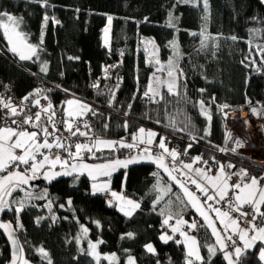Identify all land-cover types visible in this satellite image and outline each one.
<instances>
[{
  "label": "trees",
  "instance_id": "obj_1",
  "mask_svg": "<svg viewBox=\"0 0 264 264\" xmlns=\"http://www.w3.org/2000/svg\"><path fill=\"white\" fill-rule=\"evenodd\" d=\"M249 4L250 0H207L205 8V0H0V12L17 18V32L35 48L29 59L21 60L0 27V104L11 93L22 98L33 92L37 86L33 75H37L68 92L47 94L62 113L69 95L94 104L87 133L98 139L119 140L145 125L177 150V163L199 157L214 169L221 166L228 172L237 167L258 175L248 158L233 151L237 134L229 130L220 110L222 104L231 109L260 104L264 109V8L250 12ZM108 15L112 49L101 40ZM6 23L10 22L5 18ZM142 38L155 43L163 61L175 50L181 55L177 90H162L156 101L145 95L154 67L139 47ZM109 62L116 63L109 86L93 91L92 82ZM45 64L47 71L42 72ZM13 120L22 123L20 116L0 109V125L16 127ZM24 128L36 131L40 140L52 138V134L44 136L43 129L49 132L45 121ZM123 149L118 144L110 150H84L80 158L103 161L128 156ZM91 153L93 158L88 156ZM152 153L159 155L156 149ZM12 170L25 172L24 165L13 162L0 175ZM105 178L113 189H123L138 200L133 214L127 216L101 194H92L91 181L81 176L42 187L46 195L42 188L33 192L18 186L13 195L20 200L1 218L14 230L21 254L36 264H127L128 257H134L135 264H185L182 244L160 239L163 216L171 214L197 223L193 233L207 258L201 264H225L207 230L156 169L135 166ZM158 178L180 199L176 211L163 210L166 197H157ZM17 206L22 210L17 212ZM82 226L88 230V240L99 242L101 253L116 254L114 261L96 260L86 241L77 242ZM149 243L153 252L145 247ZM259 247L261 242L255 243L237 259L241 264H263ZM9 258L0 235V264H7Z\"/></svg>",
  "mask_w": 264,
  "mask_h": 264
},
{
  "label": "rangeland",
  "instance_id": "obj_2",
  "mask_svg": "<svg viewBox=\"0 0 264 264\" xmlns=\"http://www.w3.org/2000/svg\"><path fill=\"white\" fill-rule=\"evenodd\" d=\"M47 1L49 2L50 0H47ZM254 8L263 10L264 3H262L261 0H250V4H249L250 12L253 11ZM108 17H112V16L108 15ZM15 23H17V22H10V23L4 24L5 25V27H3L4 33L7 32V34L16 35L17 29L15 26ZM111 28H112V19H111V21H109V19L107 18L106 23L102 29L101 40H102V45L108 49H112L113 47H115V44L112 42L111 37H110ZM105 29H107V32L105 31ZM139 47L142 48L143 51L145 52V57H146L147 62L152 64L154 67L153 73L150 76V80H149V83H148V86L146 89L147 96H149L152 100L156 101L159 99L162 90L169 91V85L172 86L171 92H175L177 90L179 81L181 79V72H180V67H179V58L181 57L180 52L178 50H175V53L173 54V56L169 60L163 61L159 57L157 46L155 45V43L151 39L142 38L139 42ZM174 47H175V49H177L176 46H174ZM170 73H171V75H170ZM70 100L73 101L72 104L68 103V101H70ZM81 104L87 105L86 103L76 99L74 97V95H69V97L66 100L65 105H64V114H65L66 118L70 120L71 118H73L79 114H83L89 110L88 105H87L88 110H85V109L80 107ZM69 113H71L72 115L69 116ZM236 118H238L237 114L231 116L230 119L227 120L228 121L227 125L229 128L232 129L231 131L234 130L237 133V139H235L233 149H235L234 152H237L238 154H247V152H248L247 146L248 145L245 143V141L247 142V138L252 134L250 131V128L252 125V121H251L252 119L250 117H248V119H245V121H247V123L244 122L243 124H240V123H238L237 120H235ZM262 123L264 124V122H262ZM4 127H11L13 129L17 130L16 127L0 125V128H4ZM141 129H143L144 131L141 132L140 131ZM254 130H255V128H254ZM17 131H19V130H17ZM26 131L36 132L34 130H31V129H29V130L26 129ZM263 131H264V128H263ZM149 133H152L153 135L149 136ZM132 137H133V141H136V139H138L139 141H142L143 143H145L148 146L156 147L157 153L161 157H163L164 159L165 158H171L172 160L177 161L176 160L178 157L177 150L173 146H170L165 141L164 135H158V132L155 129L149 128L145 125H141L140 129L135 134H133ZM97 140L98 139L94 140L91 144H83V145H87V148L82 149L81 152L84 150H88V149H91L90 152L110 150V149H115L116 144H119L120 146L123 145V143H121L119 140L117 141L114 139L99 138V140L114 142L112 147H107L104 144H98L96 142ZM149 140H151V143L148 142ZM161 140H163V142H164V145H165L164 148L160 147ZM237 140H240L242 142L240 147H237V144H236ZM43 141L44 140H42L41 143H43ZM26 143L30 147L33 146V145H31L32 142L26 141ZM49 143L53 144V143H56V141L55 142L51 141ZM256 147L259 148V144L258 145L256 144ZM165 149H167V151H165ZM16 150L17 149H15L14 151H16ZM172 151H175L177 153V156L175 159H173L172 156L170 155V153ZM81 152H80V155L78 157H76L75 156L76 149H75L71 153L72 154L71 158H80L82 156ZM139 154H141V153H139ZM35 155H36V153L34 154V156ZM88 156H89V158H93L94 154L91 153ZM196 158L197 157H193L191 159L188 158V160L180 161L178 163V165L173 163L172 167H171L172 171L174 173H176V175L178 177H180L186 184H188L193 190H195L199 194L203 203L205 202L204 204L206 205V208L209 211H211V214L215 218V220L218 223L223 235L226 238H229L234 234L238 235V237L240 238L239 232L241 229L238 228L237 223L234 224L233 222H229V220H228L229 215L227 217L219 215L215 211V209H218V208H214L212 204L218 203L219 201H221L220 192L226 191L228 193V195L225 198H227L231 194L230 192L236 190L235 193L231 194L233 196V202H232L231 209H232V212H236L238 214H241L243 206L245 204H251V203H245L244 201L245 200H251L253 198L255 200L259 201L260 200L259 193L264 192V187H260L259 183H257L256 185H253L251 183L252 179H250L249 181L241 182L240 178L243 175L242 173L246 172V169L240 168L239 172H238L237 184H240L241 187L239 189H234L232 187V184L230 183L229 174L226 170L223 169L221 171V168H222L221 166H219L216 169L207 168L206 165L200 161V159H196ZM53 159H55V157H53V158L49 157V160L47 162H44L43 166L38 167L35 171H33L31 166L29 167V164H27L28 166L26 164H22V165H24L25 172H27L28 175H30V176L39 175L42 172V170L45 169V167L47 169L54 170L56 168H63V167L68 165V158H65L61 161L62 162L67 161V164H63V166H62V163H57L53 166L51 163V161ZM43 160H44V157L40 161H43ZM88 160H90V159H88ZM34 162H37L36 159H35V161L30 160L31 165ZM185 165H190L191 167H185ZM197 170H199V171H197ZM178 172H180V173H178ZM193 180H195L196 183L200 184L202 187L207 188L208 191L207 192H201L200 189L197 188L196 184L192 183ZM93 185H96L97 188H101L103 185H107V187L101 191H94ZM244 185H248V187L245 188ZM16 190H19L18 185H12L10 187H7L5 189V191H3L1 193V195H0V216L6 208L11 207L12 204L17 203L20 200L19 197L13 195L14 191H16ZM90 191L92 194H102L103 192H108L110 195V201H109L110 204L115 205L116 208L125 215L127 212H131V214H133L134 211L137 209V208L133 209L132 205L128 204L127 201L130 200L136 204H139L137 199H135L134 197H131V196H127L123 189H121V190L113 189L111 186V181L109 178H102V179H98V180L90 182ZM113 192H115L117 194L115 197L112 196ZM237 193H239V195H240V200L236 199ZM250 193L255 194L254 197L249 195ZM14 194H16V193H14ZM28 194L29 193L24 192V195H28ZM42 195H46V188H42ZM208 196H213L214 199L208 200ZM157 197L160 200L162 198L166 197V201H165V205L163 207V210H166L168 212L176 211L178 209V207H180L181 201L178 198V196L175 193H173V191H171L170 185H168L167 183H165L164 181H162L159 178L157 179ZM210 202H212V204H210ZM261 204L262 203L258 204L256 207H260ZM18 208H19V206H17V209ZM237 209H239V210H237ZM219 210H220V212H225L221 209H219ZM127 216H129V215H127ZM163 217H164L163 218L164 225H162V226L165 229L162 232V234L160 235V239L162 236L163 237H171L177 243L182 244V246L184 248V252H185V264H188L189 261H191V264H201V263L205 262L207 260V258L204 256V254L201 251L197 236L193 233V230L197 229V227H198L197 223H195L193 220H188V219H185L184 217H178L176 215H171V214L167 215V216L164 215ZM166 220H167V223H165ZM174 228L177 229V231H173ZM243 230L246 231L248 233V235L245 236L244 240H242L240 238L241 244H237V245H235V247H232V254L235 257V259L239 258L242 255V253L245 251V247H244L245 241H248V243L251 244L252 243L251 237L253 235H259L258 232H254L252 235L251 232L248 231L247 229H243ZM87 233H88L87 228L85 226H82L80 228L79 234L77 235V242L79 244H81L83 241H86V245L89 249V253L96 260H98L100 258H105L108 261H114L116 259L115 253H106V254L101 253L99 251V248H98L99 242L88 240L87 239ZM181 233H184V235H181ZM167 240H169V239H167ZM162 241H165V240H162ZM257 241H260L261 243L263 242L261 240H257ZM257 241L255 243H257ZM255 243L252 245V247L255 245ZM149 244H151V243H149ZM149 244H147V245H149ZM92 245H95V247L93 248ZM152 247L154 249L153 245H152ZM236 247H239L241 249V253L239 254V257L236 255V252H235ZM252 247L247 248V249H251ZM259 248L260 249L264 248V245L261 244V247H259ZM146 249H147V247H146ZM212 252L214 253L213 249H212ZM189 253H192V255H189ZM197 256H199L200 259H197ZM130 258H131L133 264H135L136 261H135L134 257H128L127 264H129ZM18 264H36V263L27 260L24 257V255L21 254L20 261Z\"/></svg>",
  "mask_w": 264,
  "mask_h": 264
},
{
  "label": "built area",
  "instance_id": "obj_3",
  "mask_svg": "<svg viewBox=\"0 0 264 264\" xmlns=\"http://www.w3.org/2000/svg\"><path fill=\"white\" fill-rule=\"evenodd\" d=\"M115 65H116L115 62H109L108 64H106L105 70L102 72L99 78L96 81L92 82L91 89L93 91H97L98 89H104L109 86V77L111 75V70L115 67ZM33 77L37 80V86L36 89L30 93L32 95L27 94L25 96L28 97L27 100L24 99L25 97L17 98L15 94L11 93L9 95V99H5L3 103L0 104V109H2V112H4V114L6 115H10L11 112L10 109L4 108V104L10 103L11 107L17 109V115L20 116V118L22 119V123L19 124L20 127L16 126L17 130H22L24 128L25 124L23 122L28 117H32L29 123H35L36 121H38L35 117L37 113H40L39 120L45 121L48 124L49 133L50 135L52 134V138H51L53 139L52 141L55 142L59 140V142L62 145H64L63 148H56L55 143H53V147L50 149L40 148L35 155L37 162H39L45 156L53 158L57 154L60 155L61 160L65 158L69 159V157L71 156L70 153H72L76 149L75 145L77 143L91 144L94 140L98 139L88 134L87 127H85L86 124L89 126L93 123L92 116H93L94 104L92 102H86L80 97L74 95L76 99L86 103L89 107V110L69 120L66 118L65 114L61 112V108L56 106L47 95L48 93H54V92H61L64 94L68 92L65 89L61 88L59 85L54 84L40 76L33 75ZM3 87L5 90L10 89V86L7 83L3 84ZM37 101H39V103H37ZM253 108L257 110L256 114L252 111ZM45 109H47V111H45ZM220 110L223 118L225 119L226 125L228 122L227 120L230 119L231 116L236 114L238 118H236L235 120H237L238 123L240 124H243L245 122V119H248V117L252 119L251 120L252 129L250 128L252 134L247 138V142L245 141V143L248 145L247 146L248 152L247 154H240V155H243L246 158H248L249 161L251 162V166L254 169L258 170L260 173L258 175H255L253 170L246 169L247 175L246 176L242 175L240 180L241 182H245L255 177L258 180L259 186L264 187V135H263L264 124L262 123L264 122L263 107L260 104H257V105H246L242 109H231L230 106L226 104H222L220 105ZM53 113H55L54 116ZM69 124L72 125L73 131H75L76 128H79L80 132L87 133V135L77 134L73 136L71 132L68 131ZM229 130L231 131L232 129L229 128ZM232 132L235 131L233 130ZM132 136L133 134H126L121 139H119V141L124 145H133V147L124 146L123 150L125 153L129 155L131 153L134 154L152 153V151L156 149V147L148 146L142 141H139L138 139H136V141H133ZM256 144L257 145L259 144V148L256 147ZM116 146H118V144H116ZM165 159L167 160L168 164L171 167L173 163L178 165V163L175 160H172L171 158H165ZM213 166L214 165L206 166V167L213 168ZM238 172L239 170L237 169V167H233L228 171L230 183L232 185H235L238 182ZM235 192L236 190L230 193L233 194ZM231 194L227 198L219 201L218 203L212 204V202H210V204H212L214 208H218L225 212H228L229 222L236 221L239 229H247L252 234L254 232L252 231L251 228L252 224H255L258 228L264 227V219L257 217L256 220L254 221L252 220V216L256 215V207H254L252 204H245L242 208L241 214L232 212L231 206L233 202V196ZM101 195L105 201L107 202L110 201V195L108 192H103ZM259 211L264 212V203H262L261 206L259 207ZM242 213H247L248 215L244 216L242 215ZM226 241L231 250L233 247V242H235V245L241 244L240 238L236 234L232 235L231 239L226 238ZM261 244L264 245V241Z\"/></svg>",
  "mask_w": 264,
  "mask_h": 264
},
{
  "label": "snow or ice",
  "instance_id": "obj_4",
  "mask_svg": "<svg viewBox=\"0 0 264 264\" xmlns=\"http://www.w3.org/2000/svg\"><path fill=\"white\" fill-rule=\"evenodd\" d=\"M261 2L264 3V0H261ZM44 6L47 7V4L45 3ZM205 8H207V0H205ZM5 18L9 22H16L17 21V18L14 17L13 15L8 14L6 12H0V27H5V25L3 24V20ZM48 19L49 18L47 16H45V24H47ZM108 19H109V21H111L112 17H108ZM105 31L107 32V29H105ZM5 35L7 36V32L5 33ZM16 35L17 36H20L21 34L19 32H17ZM233 39H235V37H233ZM9 42L11 43V39H9ZM28 47L32 48L33 49V52L35 51L34 46L28 45ZM11 51L16 52L17 51V48L15 46H13L11 48ZM29 58H30L29 56H25L23 54L20 55V59L21 60H25V59H29ZM41 71L42 72H46L47 71V65L46 64L41 67ZM170 75H171V73H170ZM169 91L170 92L172 91V86L171 85H169ZM29 95H32V94H29ZM145 95H147V93H145ZM24 99L27 100L28 97H25ZM37 103H39V101H37ZM68 103L69 104H72L73 101L70 100V101H68ZM80 107L83 108V109H85V110H88L87 105L81 104ZM129 107H131V105H129ZM4 108L10 109L11 115H13V116L17 115V109L11 107V104L10 103L4 104ZM45 111H47V109H45ZM252 111L255 113L256 112V109L253 108ZM93 114H95V113H93ZM54 115H55V113H53V116ZM71 115L72 114L69 113V116H71ZM35 118L37 120H39L40 119V113H37ZM31 119H32V117H28V118H26L24 120L23 123L24 124H27V123H29L31 121ZM12 123L13 124H16L17 127H20V125L17 123V121L13 120ZM245 123H247V121H245ZM85 127H88V125L86 124ZM68 131L71 132V134L73 136H75L77 134H79V135H87V133L80 132L79 128H76V130L73 131L71 124L68 125ZM140 131L143 132L144 130L141 129ZM43 132H44V136L45 137H47L48 135H50V133L48 132L47 129H43ZM151 135H153V134L152 133H149V136H151ZM36 137H37V132H28L26 130L17 131L15 129L11 128V127L0 128V171L5 170V168L7 167V165L10 164V163H12V162H14V161L27 165V164H29V161L30 160L35 161L36 158L33 155V152L34 151H37L38 152L40 148L50 149V148L53 147V144L49 143L47 139H44L43 143L36 144L35 143ZM26 141L32 142V145H34V147L28 146V144L26 143ZM96 142L98 144H104L107 147H112L113 146V143H114V142L103 141V140H99V139ZM148 142L151 143V140H149ZM241 143L242 142L240 140H237L236 141L237 147H240L241 146ZM122 146L133 147V145H122ZM55 147L56 148H63L64 145H62L59 142V140H57L56 143H55ZM160 147L161 148H164L165 147L163 140H161ZM189 147H191V145H189ZM75 148H76L75 156L78 157L80 155L81 150L84 149V148H87V145H83V144L77 143L75 145ZM15 149H22L23 150V154L22 155L16 154V152L14 151ZM88 150L91 151V149H88ZM145 151H147V150H145ZM165 151H167V149H165ZM233 151H235V149H233ZM70 155H72V154L70 153ZM170 155L172 156L173 159H175L176 156H177V153L175 151H172L170 153ZM134 159L135 158H133V160ZM196 159H200V158L197 157ZM48 160H49V157L48 156H45L43 161L32 163L31 167H32L33 171H35L38 167H42L43 164H44V162H47ZM133 160H128V161H119V160H117V161H114L112 164H96V165L81 164V165H79V167L84 168V169H98V170H102V169H106V168L111 167L114 170L115 166H119V165H122V164L126 166L128 163H132ZM51 163H52L53 166L55 164H57V163H62V166H63V164H67V161H63L62 162L60 155L57 154L55 156V159H53L51 161ZM205 163H207V162H205ZM161 166H164V165L161 164ZM185 167H191V166L190 165H185ZM76 168H77V165H73L72 166L73 171H75ZM222 170H223V168H221V171ZM197 171H199V170H197ZM64 174L65 175H71L72 172H65ZM89 174L91 175V173H89ZM100 174H107V173L101 172ZM242 174L245 175V176L247 175L246 172H243ZM12 175L13 174L10 173L8 175V177H5V179H9L10 180L11 177H12ZM15 175H19V173H16ZM54 175H60V173H55ZM45 178L51 179L53 177L52 176H49L46 173L45 174ZM20 179H21L22 182H26V181H24V178L23 177H21ZM93 179H95V177H93ZM192 183H195L196 186H197V188H199L201 192H207L208 191L207 188L202 187L200 184L196 183L195 180H193ZM251 183L253 185H256L258 183V181H257V179L255 177H253L252 180H251ZM10 186L11 185H9L8 187H10ZM106 187H107V185H103L101 188H97L96 185H93L94 191H101V190H104ZM232 187L234 189H239L241 186H240V184H235V185H232ZM244 187L247 188L248 185H244ZM5 189H6V186L4 185L3 181L0 180V192L5 191ZM185 192H186L187 195L192 196V193L191 192H188L187 189H185ZM116 195L117 194L115 192L112 193V196L113 197H115ZM227 195H228V193L226 191L220 192V199L221 200L225 199V197ZM249 195H251V196L254 197L255 194L250 193ZM259 195H260V200L259 201L255 200L253 198L251 200H245L244 202L245 203H251L254 207H256L258 204L264 203V192H260ZM212 199H214L213 196H208V200H212ZM236 199L237 200H240L239 193H237ZM69 203H71V201H69ZM127 203L130 204V205H132L133 209L139 207V204H136L133 201H130L129 200V201H127ZM21 210H22V208L16 209L17 212H19ZM237 210H239V209H237ZM215 211L219 215H221V216L227 217L229 215L228 212H220L219 209H215ZM126 215H129L130 216L131 215V212H127ZM202 215H203V213H202ZM242 215L247 216L248 214L247 213H242ZM257 217H260L261 219H264V212H260L259 211V207H256V215H253L252 216V220L253 221L256 220ZM165 223H167V220L165 221ZM233 223L235 224L236 221H233ZM249 223H251V222H249ZM209 226H211V225H209ZM0 227H5L6 228L7 225H0ZM251 228H252V231L258 232L259 235H253L251 237V241H252L251 244L248 243V241H245V246H244L245 247V250L247 248L252 247V245L257 240L264 241V227H259L258 228L255 224H252L251 225ZM173 231H177V229L174 228ZM213 232H214V234L216 233V229L215 228H213ZM127 235L128 236H131L132 234L129 233ZM181 235H184V233H181ZM239 235H240V238L242 240H244L245 239V236H247L248 233L246 231H244L243 229H241L240 232H239ZM161 239L166 241L167 239H171V237H163L162 236ZM229 239H231V237H229ZM218 240H219V237H218ZM92 247L94 248L95 245H92ZM146 247H147V250L149 252H153L154 251V249H153V247H152L151 244L147 245ZM225 247H227V245H225ZM233 247H235V242H233ZM210 251H211V249H210ZM41 252L45 256L47 255L46 253L43 252V249H41ZM235 252H236V255L239 257V254L241 253V249L239 247H236ZM189 255H192V253H189ZM231 255L232 254H230V253H226L225 254V258L229 260V264H233V262L231 260ZM197 259H200V257L197 256ZM260 259L261 260H264V248H261L260 249ZM13 264H15V261L13 262ZM129 264H133L131 258L129 260ZM188 264H191V261H189ZM235 264H241V260L240 259H237L236 262H235Z\"/></svg>",
  "mask_w": 264,
  "mask_h": 264
},
{
  "label": "water",
  "instance_id": "obj_5",
  "mask_svg": "<svg viewBox=\"0 0 264 264\" xmlns=\"http://www.w3.org/2000/svg\"><path fill=\"white\" fill-rule=\"evenodd\" d=\"M7 39H11V45L15 46L17 48L16 53L23 54L25 56L31 57V55L34 53L33 49L28 47V45L22 40L20 36L17 35H7ZM257 112V110H256ZM255 112V114H256ZM133 158H135L133 160ZM162 158V159H161ZM128 161L133 160L132 163H128L125 165H119L115 166L114 170L113 168L109 167L106 169L98 170V169H84L79 167L81 164H87V165H96V164H112L114 161ZM163 164L164 166H161ZM77 165V168L75 171H73L72 166ZM147 166L152 169H156L162 177L179 193L181 196L183 202L187 206V208L190 210V212L196 217V219L204 226V228L207 230L209 236L211 237L216 249L219 252V255L222 257L225 264H229V260L225 258L226 253L232 254V251L230 250L227 241L216 222L215 218L211 214V212L206 208L205 204L199 197L198 193L193 191L188 185H186L181 178H179L177 175L173 173L171 170L168 162L161 157L160 155H156L153 153H135L131 154L129 156L121 157V158H114V159H108L103 161H95V160H88L85 158H71L68 160V165L63 168H56L54 170L46 169L42 171L37 176H30L26 174L23 171L20 170H12L8 171L6 173H3L0 175V180L3 181L6 188L9 185H18L22 188H25L29 191H38L42 187L50 186L52 183L60 181V180H68L72 179L76 176H81L86 178L88 181H95L98 179H102L105 177H111L119 172H124L129 170L132 167L135 166ZM167 169V170H166ZM65 172H72L71 175H65ZM101 172L107 173V174H100ZM12 173L11 179H5V177H8V175ZM16 173H19V175H15ZM48 174L49 176H52L53 178L47 179L45 178V174ZM55 173H60V175H54ZM91 173V175L89 174ZM21 177L24 178V181H21ZM95 177V179H93ZM185 189L188 190V192L192 193V196H189L186 194ZM2 192H0L1 195ZM203 213V215H202ZM0 225H7V227H0V235L3 237L6 245L9 248L10 251V258L7 264H13L15 261V264H18L20 261L21 256V248L17 239V236L10 226V224L3 220L0 216ZM211 225V226H209ZM213 228L216 229V233L214 234ZM219 237V240H218ZM227 245V247H225ZM231 260L233 264H235L236 259L231 255Z\"/></svg>",
  "mask_w": 264,
  "mask_h": 264
},
{
  "label": "crops",
  "instance_id": "obj_6",
  "mask_svg": "<svg viewBox=\"0 0 264 264\" xmlns=\"http://www.w3.org/2000/svg\"><path fill=\"white\" fill-rule=\"evenodd\" d=\"M29 130V128H23L22 130ZM140 129V128H139ZM138 129V130H139ZM20 131V130H19ZM46 139V138H45ZM44 140V139H43ZM49 142H51L53 139H47ZM42 142V140H40L38 137H36V141H35V143L36 144H39V143H41ZM31 145H32V143H31ZM31 147H34V145L33 146H31ZM16 154H18V155H22L23 154V150L22 149H17L16 151ZM36 153V151H34L33 152V155ZM14 162H16V161H14ZM17 163H19V162H17ZM19 164H22V163H19ZM9 165V164H8ZM7 165V166H8ZM28 166V165H27ZM31 166V163H30V161H29V167ZM47 168L45 167V170H46ZM44 171V170H43ZM255 232V231H254ZM253 232V233H254ZM253 233H252V235H253ZM257 242H260V241H257ZM263 245V244H262ZM260 255V248H259V250H258V256ZM259 258H260V256H259ZM261 260V259H260ZM261 262L264 264V261L263 260H261Z\"/></svg>",
  "mask_w": 264,
  "mask_h": 264
},
{
  "label": "bare ground",
  "instance_id": "obj_7",
  "mask_svg": "<svg viewBox=\"0 0 264 264\" xmlns=\"http://www.w3.org/2000/svg\"><path fill=\"white\" fill-rule=\"evenodd\" d=\"M244 113V112H243ZM245 114V113H244ZM27 124H29V123H27Z\"/></svg>",
  "mask_w": 264,
  "mask_h": 264
}]
</instances>
